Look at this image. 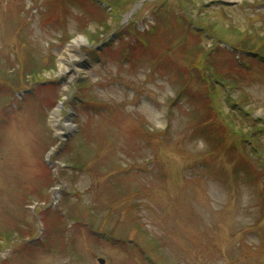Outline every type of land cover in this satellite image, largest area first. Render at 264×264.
<instances>
[{"label":"rangeland","instance_id":"rangeland-1","mask_svg":"<svg viewBox=\"0 0 264 264\" xmlns=\"http://www.w3.org/2000/svg\"><path fill=\"white\" fill-rule=\"evenodd\" d=\"M97 258L264 264V0H0V264Z\"/></svg>","mask_w":264,"mask_h":264},{"label":"bare ground","instance_id":"bare-ground-1","mask_svg":"<svg viewBox=\"0 0 264 264\" xmlns=\"http://www.w3.org/2000/svg\"><path fill=\"white\" fill-rule=\"evenodd\" d=\"M82 42L83 41L81 39L77 38V39H74L68 45L67 49L62 53L60 71L65 72L67 70V68H69V69L71 68L70 61L73 60L74 54H75V52H77V50H79ZM73 72L75 74H80V71H78L76 69H74ZM54 112L57 115V110H55ZM55 123L57 124V119H56ZM66 128H70V125Z\"/></svg>","mask_w":264,"mask_h":264},{"label":"water","instance_id":"water-1","mask_svg":"<svg viewBox=\"0 0 264 264\" xmlns=\"http://www.w3.org/2000/svg\"><path fill=\"white\" fill-rule=\"evenodd\" d=\"M130 14V13H129ZM128 14V15H129ZM63 80V79H62ZM62 80H60V81H62ZM57 107L58 108H61V105H60V103L57 105ZM67 119V118H66ZM50 154H51V150L49 151V152H47V154H46V157L48 158L49 156H50ZM47 164L49 165V166H52V163L50 162V161H47ZM98 262L99 263H103V260H101V259H98Z\"/></svg>","mask_w":264,"mask_h":264}]
</instances>
